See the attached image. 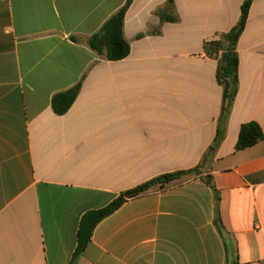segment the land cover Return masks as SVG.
<instances>
[{"label":"crops","instance_id":"0c3cea01","mask_svg":"<svg viewBox=\"0 0 264 264\" xmlns=\"http://www.w3.org/2000/svg\"><path fill=\"white\" fill-rule=\"evenodd\" d=\"M126 1L0 0V264H71L85 214L197 168L100 221L77 264H264V140L236 149L243 124L264 133V0L237 44L214 154L223 87L205 43L237 25L243 0H133L130 55L106 60L89 40ZM81 81L56 114L53 97Z\"/></svg>","mask_w":264,"mask_h":264},{"label":"trees","instance_id":"16d2710c","mask_svg":"<svg viewBox=\"0 0 264 264\" xmlns=\"http://www.w3.org/2000/svg\"><path fill=\"white\" fill-rule=\"evenodd\" d=\"M133 0H127L125 5L114 14L89 40L90 47L101 57L110 61H118L127 58L131 52V44L126 39L124 33L125 19ZM254 0H243L241 7V17L235 27L228 33L220 35L218 38L205 43V51L210 56L218 58L217 81L223 87V104L220 124L217 131V137L209 150L214 154L222 142L226 132V122L231 114L234 103L239 93L240 79L239 66L240 59L237 52L238 41L243 34L250 10ZM169 9L173 8V0H168ZM142 36V35H141ZM140 36V37H141ZM82 88V81L73 88L56 94L52 99V108L58 115L66 114L76 102ZM264 140V133L261 127L250 122L243 124L240 130L237 150L246 149L256 145ZM199 173V168L189 171H178L156 177L146 183L125 191L109 206L90 211L85 214L81 220L78 231V246L73 256L71 264H77V260L84 253L92 241V236L96 226L104 218L118 210L128 199L135 198L156 188H165L174 183L188 179ZM206 181L212 186L211 177ZM216 195V225L222 230V220L219 213V193L214 188ZM229 264V263H228ZM236 264V263H233Z\"/></svg>","mask_w":264,"mask_h":264}]
</instances>
